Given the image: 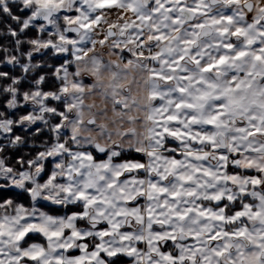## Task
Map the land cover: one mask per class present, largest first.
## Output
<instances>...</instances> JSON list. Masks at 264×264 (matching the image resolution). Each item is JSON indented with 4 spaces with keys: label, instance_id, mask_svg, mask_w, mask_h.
<instances>
[{
    "label": "clouds",
    "instance_id": "obj_1",
    "mask_svg": "<svg viewBox=\"0 0 264 264\" xmlns=\"http://www.w3.org/2000/svg\"><path fill=\"white\" fill-rule=\"evenodd\" d=\"M262 33L264 0H0L5 264H259ZM238 229L214 257L207 236Z\"/></svg>",
    "mask_w": 264,
    "mask_h": 264
},
{
    "label": "snow or ice",
    "instance_id": "obj_2",
    "mask_svg": "<svg viewBox=\"0 0 264 264\" xmlns=\"http://www.w3.org/2000/svg\"><path fill=\"white\" fill-rule=\"evenodd\" d=\"M38 2H42L45 5H48V4H51V3H55L56 0H38ZM226 19H227V21L229 23L231 22V17H227ZM173 23H175V19L173 20ZM216 23H219V21H216ZM195 27H203V25H199L198 24V25H195ZM232 35H233V37H235L237 35H240V30L237 29L235 32L232 33ZM262 35H264V33H262ZM162 37H163V33H158L156 35V39H158V40L161 39ZM182 43L189 44V43H193V41L189 39V40L182 41ZM249 43L251 44L252 42L249 41ZM233 44H234V41L233 42L224 43L223 44L224 51L230 54L232 52V49H233ZM254 47L258 49V52H257V55H256V59L260 60L262 57H261V55L259 53L264 52V47H260L258 44L254 45ZM247 55H248V51L247 50H239L231 58L232 59H239L240 57H244V56H247ZM228 59H229L228 55H220L215 63L206 64L204 69H203V71L211 72L213 69H217V68L225 65L226 62L228 61ZM178 60H183V57H179ZM194 60H195L196 63H200L201 62L197 57H194ZM172 70L176 71L177 69L174 67ZM182 79L186 80L187 76H183ZM232 85H233V89L232 90H238L241 87V83H237L236 82L235 75H233ZM181 91H183V89H181ZM226 91H228V90H226ZM177 107H180V105H177ZM189 107H191V105H189ZM217 107H218V109H222L224 107V105L222 103H218ZM221 115H223V113L218 111L215 116H213L211 119H209L207 121V124L209 126L214 125L216 120ZM169 118L173 119V120L176 119V117H169ZM255 131H258V130H255ZM252 134H253V132H249V135H252ZM87 159H91V157H87ZM221 159H223V156L221 157ZM252 183L254 185L258 184L259 183L258 178L254 179L252 181ZM153 187H155V185H153ZM79 196L81 198H85L83 193H80ZM173 198H175V194H173ZM229 199H231V197H229ZM245 199H247V197H245ZM189 211H191V210H189ZM252 214L253 215H258V213H256L255 211H253ZM247 215H248V213L244 211V207L240 206V205H237V208H236L234 214H230L231 222L234 223L237 219H244L245 217H247ZM217 219L220 220V221H225L226 220V218L223 217V216L217 217ZM3 227H4V225L2 223H0V230H2ZM3 235H4L3 231H0V236H3ZM8 235H11V233H8ZM24 235H25L24 232H20L16 238L20 239ZM53 235H57V233H53ZM244 236H245V232L244 231H240L239 229L237 230V232H225L223 234L221 232H219V231H216V232L210 233L207 236L206 240L210 241L213 245H215V247H213L211 249V251H212L214 257L219 258V257L225 256L226 253H229V249H230L231 245L228 243V241L233 240V239H240V238H243ZM190 238H192V237H190ZM262 246H264V238H261L260 241L257 244L254 245V247L256 248L257 251H259ZM2 247H3V244H2V242H0V249H2ZM39 255H40V253H36V254H32V255H30L29 253H24V256L29 257L31 260H35ZM93 255L94 256L95 255H99V253H94ZM237 255L243 256V253H238ZM91 259H92V257L78 258V259L75 260V264H85V260H88L89 264H90ZM163 259L168 261V260H174L175 257L166 255V256L163 257ZM202 259L204 261H207L208 257L204 256V257H202ZM258 259H259V264H264V257H259ZM229 261H230V264H232L233 256L231 254H229ZM0 264H5V254H4V252L2 250H0ZM57 264H64V262H63V260L57 258Z\"/></svg>",
    "mask_w": 264,
    "mask_h": 264
}]
</instances>
